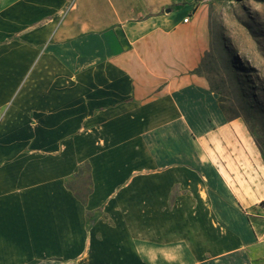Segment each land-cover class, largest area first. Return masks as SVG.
Listing matches in <instances>:
<instances>
[{
  "label": "crops",
  "instance_id": "0c3cea01",
  "mask_svg": "<svg viewBox=\"0 0 264 264\" xmlns=\"http://www.w3.org/2000/svg\"><path fill=\"white\" fill-rule=\"evenodd\" d=\"M190 7L0 0V264H248L260 210L202 160L244 124Z\"/></svg>",
  "mask_w": 264,
  "mask_h": 264
},
{
  "label": "rangeland",
  "instance_id": "374dc122",
  "mask_svg": "<svg viewBox=\"0 0 264 264\" xmlns=\"http://www.w3.org/2000/svg\"><path fill=\"white\" fill-rule=\"evenodd\" d=\"M179 1L191 5L185 17L207 15L211 46L198 71L223 93L215 92L219 106L222 99L230 110L225 119L240 116L235 119L245 126L241 130L231 124L218 131L209 139L210 147L205 140L202 160L213 164L233 197L258 206L257 244L248 249L247 259L248 264H264V0ZM69 185L81 189L77 194L82 197L88 191L86 178Z\"/></svg>",
  "mask_w": 264,
  "mask_h": 264
},
{
  "label": "trees",
  "instance_id": "16d2710c",
  "mask_svg": "<svg viewBox=\"0 0 264 264\" xmlns=\"http://www.w3.org/2000/svg\"><path fill=\"white\" fill-rule=\"evenodd\" d=\"M208 81H209V84H210V86H211V89L212 90H214V92H217L221 97L223 96V93H221L219 90H215L214 89V87H212V83H211V80H209V78H208ZM221 110H222V112L224 113V115L227 117V115L229 114V112H230V110H228L225 106H224V101L221 99ZM238 117H240V116H237V117H235V118H238ZM235 118H233V119H229V120H234ZM245 121H246V123H247V125H248V123H249V121L247 120V119H245Z\"/></svg>",
  "mask_w": 264,
  "mask_h": 264
},
{
  "label": "built area",
  "instance_id": "2783aa9c",
  "mask_svg": "<svg viewBox=\"0 0 264 264\" xmlns=\"http://www.w3.org/2000/svg\"><path fill=\"white\" fill-rule=\"evenodd\" d=\"M188 20H189V17H187V18H185V22H188ZM262 208L264 209V205L262 206Z\"/></svg>",
  "mask_w": 264,
  "mask_h": 264
},
{
  "label": "water",
  "instance_id": "95a60500",
  "mask_svg": "<svg viewBox=\"0 0 264 264\" xmlns=\"http://www.w3.org/2000/svg\"><path fill=\"white\" fill-rule=\"evenodd\" d=\"M168 12H170V10H168Z\"/></svg>",
  "mask_w": 264,
  "mask_h": 264
}]
</instances>
